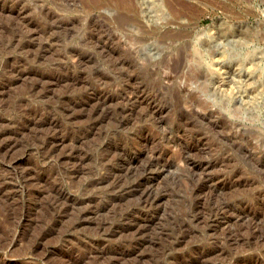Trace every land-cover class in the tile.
I'll return each instance as SVG.
<instances>
[{"label": "rangeland", "instance_id": "rangeland-1", "mask_svg": "<svg viewBox=\"0 0 264 264\" xmlns=\"http://www.w3.org/2000/svg\"><path fill=\"white\" fill-rule=\"evenodd\" d=\"M4 130L0 264H264V0H0Z\"/></svg>", "mask_w": 264, "mask_h": 264}, {"label": "bare ground", "instance_id": "bare-ground-1", "mask_svg": "<svg viewBox=\"0 0 264 264\" xmlns=\"http://www.w3.org/2000/svg\"><path fill=\"white\" fill-rule=\"evenodd\" d=\"M140 3L141 4H143L144 3V0H140ZM147 16V15H146ZM146 16H144V19H145V17ZM152 17V16H151ZM151 17H149V16H147V20H146V22H151ZM150 18V19H149ZM166 19H168V18H166ZM14 20V19H13ZM158 21V20H157ZM163 21V20H162ZM219 34V33H218ZM216 36V35H215ZM196 38H197V36H196ZM218 38V37H217ZM220 38V37H219ZM40 39V38H39ZM215 42V41H214ZM213 42V43H214ZM219 42V41H218ZM216 44V43H215ZM218 44V43H217ZM218 47V46H217ZM4 49V48H3ZM223 55V54H222ZM60 61V60H59ZM201 62V61H200ZM225 63V62H224ZM233 69V68H232ZM236 71H237V69H236ZM213 72H214V70H213ZM231 74L232 75H234V74H236V72H235V69L234 70H232L231 71ZM234 76H232V80H234ZM213 79H215V77L213 78ZM53 81V80H52ZM51 82V81H50ZM236 82V81H235ZM44 85H46V84H44ZM41 86V85H40ZM36 90V89H35ZM46 90V89H45ZM41 91V90H40ZM38 95V94H37ZM132 96L133 95H129V96H127L126 98L128 99L127 101H129V100H132ZM133 99H137V98H135V97H133ZM139 101H140V99H139ZM105 102V101H104ZM104 102H102V103H104ZM131 102V101H130ZM86 103V102H85ZM86 104H88V103H86ZM90 104V103H89ZM92 104V103H91ZM126 104V103H125ZM89 106V105H88ZM81 107V106H80ZM86 107V106H85ZM72 108V107H71ZM80 109V108H79ZM92 109V108H91ZM75 110V109H74ZM86 110V109H85ZM41 112V111H40ZM44 112V111H43ZM42 112V113H43ZM63 113V112H62ZM69 113V112H68ZM73 113V112H72ZM77 113V112H76ZM35 114V113H34ZM37 114V113H36ZM90 114V113H89ZM32 115V114H31ZM69 115H71V113L69 114ZM34 116V115H33ZM54 116H55V114H54ZM31 117V116H30ZM42 117V116H41ZM69 117V116H68ZM33 118V117H32ZM82 119V118H81ZM35 120V119H34ZM36 120H38V118H36ZM48 120V119H47ZM74 120V119H73ZM8 121V120H7ZM40 121H42V120H40ZM45 121V120H44ZM91 121V120H90ZM28 122V121H27ZM39 122V121H38ZM44 123V122H43ZM51 124H53L54 122H50ZM47 124V123H46ZM73 124V123H72ZM49 125V124H48ZM29 126V125H28ZM37 126V125H36ZM45 126V125H44ZM30 127V126H29ZM49 127V126H48ZM51 127V126H50ZM53 127V126H52ZM55 127V126H54ZM40 128V127H39ZM42 128V127H41ZM45 129V128H44ZM50 129V128H49ZM52 129V128H51ZM57 129V128H56ZM48 130V129H47ZM44 131V130H43ZM48 131H50V130H48ZM9 132L7 131V130H4L2 133H0V136H2V135H5V134H8ZM49 135V134H48ZM51 135H53V134H51ZM50 135V136H51ZM68 136L66 135V134H57V133H55L54 135H53V137H51L50 139H51V141H52V143L53 144H55V148L54 149H58V147L61 145V144H64L67 140H68ZM70 141V140H69ZM70 144V143H69ZM15 146H16V144H15V142H13L12 140H10L9 138L6 140H4V142H3V145H2V147H4L5 148V150H6V154L8 155L9 153H10V151L12 150V149H14L15 148ZM76 147H75V145H73L69 150H68V152H65V153H63V154H61L60 156H59V159L61 160V159H66V158H70V159H74L73 161H76V159H79V153H78V151L75 149ZM45 150V149H44ZM24 158L23 157H19V158H17V157H11V159H10V161H9V167H16V165L17 164H19V163H21L22 162V160H23ZM51 159V158H50ZM77 162V161H76ZM130 162V161H129ZM132 163V162H131ZM127 165V164H126ZM140 165V164H139ZM131 166H132V164H131ZM127 167H129V166H127ZM130 168V167H129ZM132 168V167H131ZM144 168V167H143ZM152 170L153 169V167L152 166H148L147 168H146V170ZM155 169H157L156 167H155ZM155 169H153L154 171H155ZM104 170V169H103ZM125 170H127V169H125ZM130 170H132V169H130ZM144 170H145V168H144ZM129 171V170H128ZM157 171H159V170H157ZM146 172V171H145ZM150 172V171H149ZM148 173V172H147ZM30 175V174H29ZM126 176H127V174H126ZM150 176V175H149ZM18 178V177H17ZM133 178V177H132ZM136 178V177H135ZM147 178V177H146ZM118 180V179H117ZM144 180V179H143ZM148 180V179H147ZM133 181V180H132ZM117 182H119V181H117ZM117 182H115V180H114V182H113V184H114V186H116V184L118 185V183ZM124 182V181H123ZM147 182V181H146ZM151 182V181H150ZM154 182V181H153ZM106 183V182H105ZM108 184H109V182H108ZM123 184V183H122ZM146 184V183H145ZM154 184V183H153ZM159 185V184H158ZM26 186V185H25ZM107 186H109V185H107ZM137 186V184H135V185H133V184H131L130 186H129V188H128V191L130 190V191H132V190H135V188H137L136 187ZM145 185H143V187H144ZM157 186V185H156ZM110 187V186H109ZM124 187V185H122V188ZM133 187H135L134 189H133ZM142 187V188H143ZM23 188V187H22ZM27 188V187H26ZM42 188V187H41ZM118 188H120V187H118ZM141 188V189H142ZM116 189V188H115ZM26 190V189H25ZM123 190V189H122ZM138 190V189H137ZM156 190V189H155ZM155 190H154V188H153V186L152 185H150V183L147 185L146 184V186L143 188V190H142V193H140L139 195L142 197V201L143 202H145V203H148V204H157L159 201H160V196L157 194L156 195V193H155ZM126 191V190H125ZM141 192V191H140ZM206 192V191H205ZM138 195V196H139ZM164 196V195H163ZM115 197V196H114ZM141 199V198H140ZM144 206V205H143ZM106 223V222H105ZM111 223V222H110ZM152 222H135V220H134V222H130V224L128 225V228L130 229V230H133V232L136 234V235H142V234H145L146 233V231L149 229V226H150V224H151ZM102 224V223H101ZM125 224V223H124ZM256 224V223H255ZM79 225V224H78ZM101 226V225H100ZM104 226V225H103ZM108 227L109 226H111V225H107ZM123 226V225H122ZM219 228V227H218ZM115 230V229H114ZM106 231V230H105ZM247 231V230H246ZM124 232V231H123ZM131 232V231H130ZM246 233H248V232H246ZM122 234V233H121ZM100 235V234H99ZM102 235V234H101ZM132 235V234H131ZM241 237V236H240ZM257 242V241H256ZM29 243V242H28ZM103 246V245H102ZM210 251H208L207 253H206V255L209 253ZM204 258V257H203ZM208 260V259H207Z\"/></svg>", "mask_w": 264, "mask_h": 264}]
</instances>
